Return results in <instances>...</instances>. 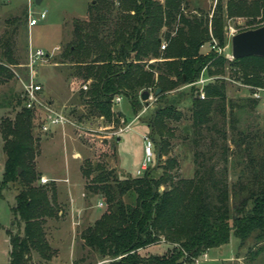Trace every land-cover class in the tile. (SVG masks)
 <instances>
[{
  "label": "trees",
  "instance_id": "trees-1",
  "mask_svg": "<svg viewBox=\"0 0 264 264\" xmlns=\"http://www.w3.org/2000/svg\"><path fill=\"white\" fill-rule=\"evenodd\" d=\"M215 2L208 17L203 13L185 14L184 0H90L87 17L73 20L71 40L64 44L60 55L61 61H69L83 80H88V88H81L79 93L87 107L84 116L115 123L121 116L112 107L115 94L126 98L136 110L141 105L142 90L159 88L146 122L153 145L157 141L160 149L158 157L174 136L172 123L182 117L177 106L180 99L189 101L190 122L184 129L191 131L190 142L196 147L190 177L154 176L153 161L141 174L117 177L114 169L104 166L97 155L95 160H84L82 175L88 179L85 188L99 195L105 208L81 230V244L101 257L119 256L109 264L192 262L208 248L226 243L231 233L239 245L250 238L254 244L260 243L257 250L264 249V129L252 132L247 125L236 126L234 111L242 104L226 99L225 83L215 77L205 82L203 98L198 96L195 84L189 86L187 95L166 94L181 83L193 82L203 71L206 76L222 72L225 63L241 82L264 85V56L244 55L228 60L214 48L200 51L205 42L213 39L215 46H224L222 7ZM225 2L227 16L254 17L263 1ZM23 13L26 17L27 12ZM162 25L167 26L163 31L167 43L160 49L162 37L158 32ZM3 45L1 56L15 62L17 57L7 39ZM151 58L154 60L150 61ZM11 76L12 72L0 64V84ZM20 92L9 94L5 100L6 104L11 100L19 104L18 111L12 118L0 117L5 153L0 189L8 182L20 184L11 210L14 219L23 223L21 231H5L8 264H31L33 253L45 260L52 256L54 251L43 224L58 210L54 186L33 184L39 173L34 168L37 149L30 134L32 109L21 104ZM244 98L250 108L257 105L254 98ZM216 115L222 122L229 119L233 135L228 136L225 127L218 125ZM231 155L238 172L236 180L228 185L226 174ZM166 162L172 164L174 160L169 158ZM166 179L168 186L158 190ZM160 240L172 244L167 255H137L138 248Z\"/></svg>",
  "mask_w": 264,
  "mask_h": 264
},
{
  "label": "rangeland",
  "instance_id": "rangeland-1",
  "mask_svg": "<svg viewBox=\"0 0 264 264\" xmlns=\"http://www.w3.org/2000/svg\"><path fill=\"white\" fill-rule=\"evenodd\" d=\"M156 1L161 2L162 0ZM215 1L184 0L186 6L182 4V11L187 15L203 13L210 17L215 7ZM217 1L222 7L220 11L223 18V42L224 45L227 44L222 52L231 53L229 45L231 33L264 22V0L259 5L258 12L254 17L242 14L227 16L225 14V0ZM89 2L90 0H40L38 3L35 0H0V64L12 72V76L0 84V117L12 118L20 108L19 104L14 103V100H11L9 104H6L5 100L9 94H17L21 89L22 80L27 78L26 62L29 46L41 47L48 51L53 45H57L58 48L54 49L52 55L38 63L36 72H38V80L42 83L43 99L46 101L51 99L49 103L51 102L54 107L61 109L69 119L65 125L55 129L56 137L52 139L48 133L41 131L38 127V124L45 118V111L40 107L32 109L30 134L33 137V145L37 149L34 168L39 173L33 184H43L48 188L54 186L58 190V194L55 196L58 210L53 217L46 218L43 224L48 244L54 252L48 260L33 253L31 264H109L112 259L119 257H101L97 251L81 244V230L97 218L101 210L105 208L102 198L85 188V182L88 179L82 175L81 166L86 158L93 160L97 155L99 160H103L104 166L114 169V174L117 177L134 175L143 156L142 136L148 133L146 122L156 103L154 91L150 90L149 96L146 98L147 102L144 103V100L140 99L141 105L136 110L132 109L129 101L124 97H121L119 102L113 103V109L121 112L120 118L115 123H109L102 117L90 119L86 115L84 116L87 107L85 102L81 101L79 93L81 83L86 80H83L81 74L75 70L69 61H61L60 53L64 44L71 40L73 20L87 17ZM42 9L46 10L45 18L38 20L29 29L28 24H26L27 14L26 17L23 16L24 10L27 13L32 10L36 14ZM210 22L211 20L208 21L209 28ZM166 29L167 26L162 25L158 32V35L162 37L161 42L165 44L167 41L163 36V31ZM4 39L9 41L10 50L17 57L15 62H10L1 56V51L4 49ZM208 48L209 44L205 42L200 47V51L207 52ZM225 57L232 60L227 56ZM153 60L154 58L150 59V61ZM231 68L225 63L223 71L212 73L209 75V79L215 77L222 80L225 83V98L236 102L237 105L241 106L242 104L240 109L234 111L237 117L236 126L247 125V129L252 132L256 131V128L264 129L263 104L257 103L252 108L246 105L244 97L248 96L247 90L242 82L236 78L237 74H234ZM202 73L206 76L205 71ZM195 85L197 87V84ZM189 86L190 83H181L178 87L167 90L166 94L169 97L177 96L178 92L187 95L190 92ZM180 100L177 106L183 113L182 117L178 122L172 123L174 136L170 138L167 150L162 151L160 157H158L160 149L157 148V141H154V160L152 163L154 176L163 174V176L169 175L172 179L173 175L175 177H190L193 174L195 167L193 152L196 147H193L190 142L191 131L184 129L185 125L190 122L189 101L187 99ZM215 117L218 125L225 127L228 136L234 134L229 126L228 118L222 122L219 116L216 115ZM107 123L106 127H101L102 124ZM127 123H130L129 128L119 130ZM90 133L104 135L106 137L104 143H101L97 136L94 142L91 139V143H89L88 138L91 135L87 134ZM211 133L218 135L214 131ZM227 142L230 146L232 145L229 139ZM4 158L5 153L0 137V179ZM169 158H172L174 163L167 164L166 161ZM236 164L234 155H231L226 174L228 185L236 180L235 177L238 172V165ZM46 171L52 176V179L40 182L39 177ZM63 178H68V181H63ZM168 181L166 179L165 183H160L158 190L168 186ZM19 188L20 184L17 182H8L0 189L2 194L0 196V264H8L6 229H18L20 231L22 229V221L19 222L18 219H14L11 210L15 204L14 195ZM69 192L73 200L70 199ZM71 206L73 207L71 208ZM259 244H254L249 238L244 244L239 245L237 237L231 233L229 240L222 248L223 252H208L206 255L204 251L192 259V262L185 260L182 264H264V249L257 250ZM171 249L172 244L160 240L138 248L136 253L141 258H147L151 254L167 255Z\"/></svg>",
  "mask_w": 264,
  "mask_h": 264
},
{
  "label": "built area",
  "instance_id": "built-area-1",
  "mask_svg": "<svg viewBox=\"0 0 264 264\" xmlns=\"http://www.w3.org/2000/svg\"><path fill=\"white\" fill-rule=\"evenodd\" d=\"M46 16V10L42 9L37 11L36 14L32 12V10H29L27 13V19L26 24H28L29 29L32 25L36 24L38 20L45 18ZM232 35V33H231ZM230 35V37H231ZM229 37V38H230ZM230 41V40H229ZM209 48H214L218 52H222L225 45L223 47L215 46V40L208 41ZM165 43L161 42L159 47L164 48ZM57 45H54L51 50H46L41 47H31L29 46L28 52H27V62H26V72H27V78L25 80H22L21 83V89H20V96H21V104H23L27 108L33 109L34 107H40L45 111V118L42 122L38 124V127L41 131L45 133H49L54 126H63L66 124L69 119L67 118V115L61 110L53 106V104L49 100L46 101L43 99L42 94V83L38 80L37 75L38 72H36V66L39 62L46 60L50 55H52L54 49H57ZM224 56H227L228 58L232 59V55L230 52H224ZM209 77H206L201 73L196 79L193 80V82H190V85L197 84V93L200 98L204 97V91L203 86L207 80H209ZM88 80L81 83L80 89H87ZM243 86H245L247 90V95L251 98H254L257 100V103H261L264 106V85H252L249 83L242 82ZM120 94H115L112 98V102H119L121 99ZM136 117V116H134ZM130 123H127L124 127H120L119 130H124L129 128ZM142 149H143V156L141 158V161L139 163V166L135 169L136 174H141L148 165L154 160L153 157V139L150 136V134H143L142 136ZM48 178L45 176H40L39 181L40 182H46ZM101 204V203H100Z\"/></svg>",
  "mask_w": 264,
  "mask_h": 264
},
{
  "label": "water",
  "instance_id": "water-1",
  "mask_svg": "<svg viewBox=\"0 0 264 264\" xmlns=\"http://www.w3.org/2000/svg\"><path fill=\"white\" fill-rule=\"evenodd\" d=\"M40 0H35L39 2ZM93 1V0H92ZM231 55L233 58H240L244 55H260L264 56V22L256 27L240 29V31L232 33L229 41ZM156 88L154 93H157ZM149 96L148 90H142L139 98L146 100ZM20 168H18V173Z\"/></svg>",
  "mask_w": 264,
  "mask_h": 264
},
{
  "label": "crops",
  "instance_id": "crops-1",
  "mask_svg": "<svg viewBox=\"0 0 264 264\" xmlns=\"http://www.w3.org/2000/svg\"><path fill=\"white\" fill-rule=\"evenodd\" d=\"M54 46V45H53ZM49 101L51 100V99H48ZM98 118H100V117H98ZM106 125V124H105ZM105 125H103L102 124V126L101 127H103V126H105ZM58 126H54V127H52V129H51V131L48 133V135H50V137L52 138V139H54L55 137H56V133H55V129L57 128ZM93 127V126H92ZM88 135H91L90 136V138H88V141H89V143H91V139L93 140V142H94V140H95V137L97 136V137H99V140L102 138V137H104V135H102V134H99V135H97V134H94V133H90V134H88ZM88 137V136H87ZM97 139V138H96ZM43 174V176H45L46 178H48V180L49 179H52V176L51 175H49L48 174V172L46 171V173L45 172H43L42 173ZM54 177V176H53ZM63 181H68V178H63ZM58 194V190H56V188H55V196ZM71 193L69 192V195H70ZM0 196H2V194L0 195ZM70 199H72L71 198V195H70ZM73 200V199H72ZM99 205V204H98ZM73 206H71V208H72ZM60 212V211H59ZM225 244L226 243H224V244H221V245H218V246H215V247H212V248H208L207 250H205V252H206V255L208 254V252H216V253H221V252H223V247L225 246ZM8 248H7V260H8Z\"/></svg>",
  "mask_w": 264,
  "mask_h": 264
}]
</instances>
